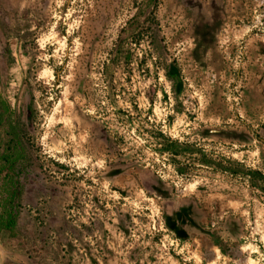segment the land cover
Instances as JSON below:
<instances>
[{"label":"rangeland","instance_id":"obj_1","mask_svg":"<svg viewBox=\"0 0 264 264\" xmlns=\"http://www.w3.org/2000/svg\"><path fill=\"white\" fill-rule=\"evenodd\" d=\"M3 152L0 264H264V0H0Z\"/></svg>","mask_w":264,"mask_h":264},{"label":"trees","instance_id":"obj_2","mask_svg":"<svg viewBox=\"0 0 264 264\" xmlns=\"http://www.w3.org/2000/svg\"><path fill=\"white\" fill-rule=\"evenodd\" d=\"M166 77L172 82L175 89L179 90L181 88L179 71L175 66H170L168 68ZM174 148H184L185 150L190 149L188 145L170 141L169 146L162 149V152L170 153L175 156L179 155L180 153ZM14 154L15 153H13L12 156H15ZM4 156L3 152L2 155H0V158L3 159ZM229 163L231 166L230 168L220 167L219 165L220 170L231 176L247 179L251 188L264 194V176L259 171H253L250 169L243 171V169H245L243 165L234 161ZM202 164L204 166H210L212 163L211 161L204 160ZM18 208V205L14 204L13 195L6 192V196L0 197V233L4 231L12 232L16 229L19 216Z\"/></svg>","mask_w":264,"mask_h":264}]
</instances>
